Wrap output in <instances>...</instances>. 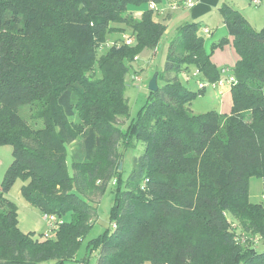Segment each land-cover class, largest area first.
I'll list each match as a JSON object with an SVG mask.
<instances>
[{"label": "trees", "instance_id": "obj_1", "mask_svg": "<svg viewBox=\"0 0 264 264\" xmlns=\"http://www.w3.org/2000/svg\"><path fill=\"white\" fill-rule=\"evenodd\" d=\"M163 1L0 0V145L14 150L0 187V264H88L95 255L97 264H264V206L249 197V180L264 179V28L229 3L219 7L240 57L233 108L197 115L191 104L203 90L181 87L179 76L198 70L221 81L212 55L229 39L208 52L202 23L179 26L159 90L124 128L134 62L167 30L150 8ZM135 141L144 151L123 181ZM19 178L33 205L71 215L54 236L19 230L6 196ZM111 182L113 228L79 259Z\"/></svg>", "mask_w": 264, "mask_h": 264}, {"label": "rangeland", "instance_id": "obj_2", "mask_svg": "<svg viewBox=\"0 0 264 264\" xmlns=\"http://www.w3.org/2000/svg\"><path fill=\"white\" fill-rule=\"evenodd\" d=\"M193 1V0H189ZM226 1V0H222ZM232 1V0H231ZM187 2V1H186ZM194 2V1H193ZM185 3V2H184ZM195 3V2H194ZM237 4L242 9V13L248 19H250L251 24L257 29L262 30L264 28V7H257L251 3L250 0H238ZM239 8V9H240ZM155 15H157L155 13ZM140 17V16H137ZM219 18H221L219 9H215V14L212 17V23L216 26L219 23ZM249 21V22H250ZM217 30L216 27H214ZM128 35L126 33H119V34H109L108 35V42L113 43L119 37L124 38ZM205 40L207 39L206 36ZM166 42L167 38L166 35L163 36L161 39L157 49L159 48V52L156 53L158 50L149 52H142L138 55L134 62V70L131 71V74L128 76L126 81V97L129 101L130 106V120L121 119L120 124L123 125L124 128L127 127V124L131 121L132 118H135L138 112L142 109V107L147 103L148 96L150 93L149 90V82L157 72H161L164 69L165 64V50H166ZM212 39L208 44V52H211V43ZM238 53V52H237ZM147 54V55H146ZM153 54V55H152ZM150 55V56H149ZM225 68H227L225 66ZM222 69V68H221ZM220 69V70H221ZM229 70V68H227ZM232 68H230L231 72ZM195 70L189 73H182L179 76L181 87L188 89L191 92H199L200 88L198 86V81L201 82H208L209 87L203 90V94L196 96L194 101L191 104L192 111L197 115H204L209 113L210 111H219V106L217 105L218 100L213 95V87L212 83L207 81L202 74L197 76L193 75ZM139 76L142 78L141 81L133 80V77ZM163 85L162 82H160ZM220 112V111H219ZM136 147H130L126 151H124V157L122 162V172L121 177L123 181H127L129 178L132 168H133V160L135 157L140 156L144 151V145L142 142L135 141ZM13 147L9 144L0 145V187L3 184L5 175L14 160L13 156ZM67 163L68 167L71 169V152L70 149L68 150L67 154ZM28 181L22 178L17 179L14 183L10 191L6 194L9 201L15 206L17 211V222L19 230L31 238L34 239H45L46 236H54L55 232H51V216L49 219L45 217L47 213H45L42 209L33 205L23 194V188L27 185ZM114 187V183H110L108 186L105 194L100 198L97 204L98 216L95 224L90 229L89 233L87 234L86 238L83 241V246L77 253L79 259L84 258L86 256L87 245L109 229L113 228L111 223V210L114 205V195L112 194V189ZM249 197L251 202L255 204H261L264 206V179L259 177H252L249 180ZM50 215V214H48ZM59 221L68 222L71 220V215L66 214L62 218L58 219ZM264 249V245L261 246V250ZM88 264H97V257L96 255L91 258Z\"/></svg>", "mask_w": 264, "mask_h": 264}, {"label": "crops", "instance_id": "obj_3", "mask_svg": "<svg viewBox=\"0 0 264 264\" xmlns=\"http://www.w3.org/2000/svg\"><path fill=\"white\" fill-rule=\"evenodd\" d=\"M237 1L238 0H226L223 2L222 0H198L191 8L187 7L184 4H180L178 0H164L163 3L157 4L156 10L158 11H155V13L157 14L155 15V18L165 24L167 27L165 33L167 38L165 57H167L169 42L176 34V30L178 29V27L188 22H200L204 25L202 34L203 36L207 37V51L210 39H212L213 41L210 47H212L213 43L218 42L225 37L229 39L228 44H226L223 48L215 50L212 55V62L218 70L222 68V72L223 69H225V66L229 68V71L230 68H232L231 72H221L223 79L227 80L228 78L233 76V69L240 59L239 54L237 53V50L233 44V38L229 35L228 29L223 23V20L219 18L220 22L217 23L216 26H214L212 23V17L215 14V9H219V7L224 3H229L235 8L239 9L240 6L237 4ZM176 3H179L180 7L171 9L172 5ZM239 10L241 11L242 9L240 8ZM135 14L136 16H142L143 10L136 11ZM248 20L250 21L249 18ZM214 27H216L217 30H215ZM157 50L158 51L156 53L159 52V48ZM212 87L214 89L212 93L218 100L217 105L219 106L220 111L219 112L216 110V112L221 114H230L233 108L232 85L229 82H223L214 84Z\"/></svg>", "mask_w": 264, "mask_h": 264}, {"label": "built area", "instance_id": "obj_4", "mask_svg": "<svg viewBox=\"0 0 264 264\" xmlns=\"http://www.w3.org/2000/svg\"><path fill=\"white\" fill-rule=\"evenodd\" d=\"M251 1V3L252 4H254L255 6H257V7H264V1L263 0H250ZM180 4H184V5H186L187 7H189V8H191V7H193L194 6V2L193 1H187V2H183V3H180ZM180 4L179 3H176V4H173L172 5V7H171V9H176V8H179L180 7ZM150 8L152 9V10H154V12L155 11H158V10H156V4H151L150 5ZM208 32V31H207ZM128 43H130V40L128 41ZM156 51V50H155ZM155 51H154V53H155ZM139 58H136V60H138ZM229 70L227 69V68H225V69H223V72L222 73H226V72H228ZM200 74V72L198 71V70H195V73H193V75H195V76H197V75H199ZM133 80H137V81H141L142 80V78H140L139 76H135V77H133ZM236 80H235V78H234V76H231L230 78H228L227 80H225V79H222L221 81H219L218 82V84L219 83H223V82H229L231 85L235 82ZM214 84H217V83H214ZM214 84H212V86L214 85ZM198 86H199V88H200V90H205L206 88H208L209 87V83H206V82H201V81H198ZM49 216H51V223H50V226H51V232H55L56 231V229H57V226H58V221H57V219L54 217V216H52V215H45V217L47 218V219H49Z\"/></svg>", "mask_w": 264, "mask_h": 264}, {"label": "water", "instance_id": "obj_5", "mask_svg": "<svg viewBox=\"0 0 264 264\" xmlns=\"http://www.w3.org/2000/svg\"><path fill=\"white\" fill-rule=\"evenodd\" d=\"M149 90L151 92H157L160 88L159 86V72H157L156 74H154V76L152 77V79L149 82ZM120 169L122 170V164L120 166Z\"/></svg>", "mask_w": 264, "mask_h": 264}]
</instances>
